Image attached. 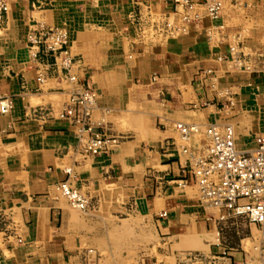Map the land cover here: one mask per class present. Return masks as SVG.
Listing matches in <instances>:
<instances>
[{"label": "crops", "instance_id": "0c3cea01", "mask_svg": "<svg viewBox=\"0 0 264 264\" xmlns=\"http://www.w3.org/2000/svg\"><path fill=\"white\" fill-rule=\"evenodd\" d=\"M6 1L0 94L14 108L0 114V264H264V224L209 219L188 155L166 147L179 122L229 120L240 148L264 132V39L258 27L244 35L264 0H220L216 19L195 0L200 18L187 23L174 0ZM34 20L68 30L73 77L37 81ZM86 82L97 129L123 137L97 155L60 116L65 92ZM64 181L86 209L61 194Z\"/></svg>", "mask_w": 264, "mask_h": 264}, {"label": "built area", "instance_id": "2783aa9c", "mask_svg": "<svg viewBox=\"0 0 264 264\" xmlns=\"http://www.w3.org/2000/svg\"><path fill=\"white\" fill-rule=\"evenodd\" d=\"M174 2L176 9L181 10L184 22L200 18V13L195 12V0ZM203 4L210 18L219 17L220 0H204ZM8 9V2L0 0V23ZM68 43L69 33L66 28L50 26L38 20L30 23L28 49L36 63L38 82L44 81L49 71L54 69L73 77L74 59ZM263 55L264 53H259L258 57ZM97 98L98 94L89 82L80 83L76 88L65 92L60 114L72 127L79 146L91 155L107 152L123 139L122 136L97 129V123L93 119L98 108ZM232 104V100L227 102V105ZM13 108V97L0 94V114H8ZM33 112L46 115L49 110L37 107ZM175 127L179 133V142L177 144L174 140H167L166 147L178 146L183 154L188 155L183 169L193 175L204 208L214 211L208 218L223 221L243 217L252 224L263 225L264 132L254 134L252 145L240 148L235 123L229 120L209 124L179 122ZM200 132H204L206 143L193 148L192 137ZM59 190L74 207L82 210L87 208V198L67 181L59 184Z\"/></svg>", "mask_w": 264, "mask_h": 264}, {"label": "rangeland", "instance_id": "374dc122", "mask_svg": "<svg viewBox=\"0 0 264 264\" xmlns=\"http://www.w3.org/2000/svg\"><path fill=\"white\" fill-rule=\"evenodd\" d=\"M256 27H258L261 30L259 35L263 37L262 39H264V16L263 17H256V18L255 17L249 18V21H248L247 26H246L247 29L244 32V35H246V37H248V38L250 36H253L254 32H251V29L252 28H256ZM259 53H261V52H259ZM258 60L262 61V65H264V55L262 57L261 56L258 57ZM199 122H202L200 124L212 123V122H207V121H204V122L203 121H198L197 123H199ZM193 123H196V122H193ZM201 137H205L204 132H200L199 134L194 135L192 138L199 142ZM240 218L248 221L246 218H243V217H240ZM249 223L252 224L251 222H249ZM231 235L234 236L233 232L231 233ZM262 251H264V248H263Z\"/></svg>", "mask_w": 264, "mask_h": 264}, {"label": "bare ground", "instance_id": "6f19581e", "mask_svg": "<svg viewBox=\"0 0 264 264\" xmlns=\"http://www.w3.org/2000/svg\"><path fill=\"white\" fill-rule=\"evenodd\" d=\"M122 248V247H121Z\"/></svg>", "mask_w": 264, "mask_h": 264}]
</instances>
